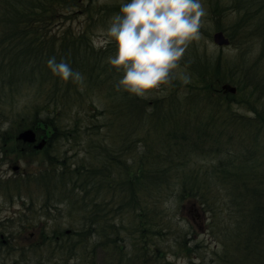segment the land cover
I'll return each mask as SVG.
<instances>
[{
    "label": "trees",
    "instance_id": "trees-1",
    "mask_svg": "<svg viewBox=\"0 0 264 264\" xmlns=\"http://www.w3.org/2000/svg\"><path fill=\"white\" fill-rule=\"evenodd\" d=\"M95 2L0 0V147L5 158L19 163L29 160L37 167L34 174L0 178V191L7 192L12 201L9 190L19 198L28 184L45 192L44 209L52 198L67 206L69 215L76 213L71 234L59 230L50 239L48 248L59 255L52 259L60 264H93L97 248L111 250L117 264H171L163 259V250L152 246L153 238L162 239L172 232L158 203L159 198L168 197L169 189H175L179 201L192 199L211 214L207 229L223 253L213 250L210 264L224 260L227 264H264V220L258 222L264 213V201H260L264 200V171L254 174L260 158L249 144L244 152H236L241 149L234 146L241 140L253 145L259 139L255 128H264V70L257 73L264 61V0H229L228 5L219 0L218 4L211 2L210 8L217 16L216 21L211 18L220 27L217 30L227 34L231 45L236 39L258 37L259 66L246 64L247 54L242 50L239 61L228 65L216 61L212 72V63L206 58L186 53L188 82L175 80L166 94L148 100L116 91L122 73L107 63L115 54L114 42L96 49L91 46L89 34L121 6L117 0L102 8ZM127 2L130 0L123 1ZM77 13L84 17L85 33L73 34L67 28L58 41L51 27L56 20H67ZM229 13L236 14L234 24L223 28L221 20ZM53 56L81 72L84 82H65L53 75L47 67ZM217 82L236 86L235 94L222 95L216 90ZM28 89L32 100L25 107L29 111L13 112L16 98ZM93 90L104 95L100 107L89 99ZM182 90L184 93L178 94ZM232 105L246 114L236 113ZM79 109H84V114ZM221 115H226L225 119ZM27 134L33 141L26 140ZM73 146L80 148L82 155L77 157L73 152L71 156L77 159L69 163L64 153ZM225 178L233 181L229 185L247 190L244 199L254 204L246 236L236 228L245 225L238 220L239 215L223 202L228 198L218 200V189L230 187L222 182L219 188L220 179ZM234 201L240 200L235 197ZM218 202L223 203L218 206ZM219 208L229 212L226 219L216 216ZM127 209L133 217L131 227L121 224V214ZM115 218L119 219L117 225ZM224 224L235 227L222 235L217 229ZM125 230L129 231L127 251L120 234ZM189 236L179 232L173 254L187 257L192 264L194 256L200 257L203 245L188 246ZM54 246L58 251H53ZM152 248L157 250L153 255ZM238 248L247 252L245 262L230 259V251ZM72 260L75 262L70 263Z\"/></svg>",
    "mask_w": 264,
    "mask_h": 264
},
{
    "label": "rangeland",
    "instance_id": "rangeland-1",
    "mask_svg": "<svg viewBox=\"0 0 264 264\" xmlns=\"http://www.w3.org/2000/svg\"><path fill=\"white\" fill-rule=\"evenodd\" d=\"M116 0H96V4L102 8L105 5H111L112 3H116ZM119 3H123L125 0H117ZM229 0H221V3L223 5H228ZM242 1H247V0H242ZM211 2H216L218 4L219 0H202V3L205 6L207 16L205 18L206 20V25L205 28L202 30V39L198 43H194L187 51L188 53H192L191 50H193V46L197 49L194 51L196 54H201L204 53L206 56V60L208 62L212 63V72H214L215 65H213L214 62H219L220 64L226 63L228 65L230 62H237L239 61V58H241V53L242 50L246 52V64H249V66L258 65L259 64V59L258 58V51H259V46L260 44L256 43L257 38L255 37L254 39H240L238 41L237 39L234 40V45H231L229 43V46H225L226 48H220L216 45L213 44L211 41L212 39V33L215 32L218 28L216 24V15L212 13V10L210 8L212 7ZM236 14L229 13L227 17H224V21H222V24H224L223 28H228L232 26L234 23V17ZM211 18L215 19L213 21ZM111 17H107V19L104 20V22L100 25L99 28H96L92 33L89 34V39L92 42L91 46L94 47L95 49L98 47H101L105 44L110 43V38L106 37V29L109 26ZM57 24L53 25L51 27V33L55 34L56 37H59L64 33V30L68 28V31H70L73 34H81L85 33L84 29V17L79 15L72 16L67 18V20L63 19H58L56 20ZM84 26V27H83ZM227 35V34H226ZM58 41L56 42V45L58 44ZM102 41H108L105 43H102ZM238 44V45H237ZM199 48V49H198ZM190 60V59H189ZM187 57L185 55L184 60L182 62L181 69L177 73V79L176 81H180V83L184 82L183 77H187ZM254 63V64H253ZM261 64V65H260ZM260 65V71L257 73H262L264 70V61L261 62ZM258 65V66H259ZM215 66V67H214ZM257 66V68H258ZM255 68V69H257ZM187 70V71H186ZM186 71V72H185ZM262 71V72H261ZM248 73V71H247ZM175 81V80H174ZM225 82H217V91L219 90L222 95H227L222 93V84ZM172 86V85H171ZM237 89V88H236ZM31 90H25L22 92L20 97H17L16 99L18 100L17 102L15 101L16 104L13 105V112H20L21 114L26 113L29 111V106L28 103L31 102L32 100V94H30ZM24 93V94H23ZM182 91H178V94H183ZM103 93L98 90H93L92 91V96L89 98L93 103H95V106L101 105V102L103 100ZM155 96V95H154ZM153 96V97H154ZM152 97V98H153ZM24 107V108H23ZM233 108H237V113L238 114H246V110L242 108H238L235 105H232ZM84 109H87V104L84 105ZM84 109H79L81 114H84ZM72 113V111H71ZM250 115V114H248ZM5 128V127H4ZM241 131V129H240ZM254 133L258 135L259 141H255L253 145H251V141L248 143V141H242L241 144L239 142H235L234 146L237 147L238 149L240 148L241 151L236 149V152H244V148L248 150L247 144H249L250 148H253V150L256 151V157H259V162L256 164H260L257 166V170L254 174L260 175L264 169L263 163H264V128L259 129L255 128ZM0 145L2 146V142L0 140ZM0 147V178L1 181L6 180V179H13V178H18L19 176L22 177L30 174L31 172L36 173V164L35 162H32V164L29 163L28 161H22L15 162L12 160V158H5L2 154L3 150ZM64 147V145H63ZM66 148V147H64ZM63 149V148H62ZM80 148H77L75 146L72 147L71 151H68L67 153H64L65 156L69 157L66 161L69 163H73L74 159H77L71 154L74 152V154H77V157L82 155L81 152H79ZM232 151L235 152V149L232 148ZM62 152V151H61ZM235 152V153H236ZM243 154V153H241ZM225 157V155L223 154ZM221 158V157H219ZM35 159V158H34ZM65 161V162H66ZM28 162V163H26ZM255 164V163H254ZM253 165V162L251 163ZM217 167H220V165H216ZM11 167H15L16 171H12ZM261 170V171H260ZM239 181V180H237ZM222 182L225 184L229 185L230 181L229 178L225 179H220V182L218 183L219 188L222 187ZM26 184L27 190H21L20 192V197L17 198L15 197L17 194L15 191H10V197H12V201H9L7 198L9 194L7 192H4L3 190L0 191V264H13L14 262L16 264H38V263H43V264H54L52 257H57V253H51V249L48 248L51 236H54V234L57 232L59 233V230H61V233L65 232L68 234H71V229L73 221L72 219H75L76 213H72L69 215L70 211L68 212L67 206H62V204H56V200H53L50 198L48 205V208L44 209L42 205H44V200H46L47 196L45 197V192L42 193L40 190H34L32 187H30ZM237 187H234L232 185H229L230 187H227L225 191L223 189H218V200H225V198H228V201H223L224 203H227V208L231 212H235L236 214L239 215L238 220L240 222H243L245 225L240 224V226H236L237 230L240 233H244L246 236V226H247V221L250 222V217L253 215V203H251L249 198L243 199L244 204H241L239 201V198H244L245 193L248 194V191L245 190L244 188H239L241 185L238 184H233ZM174 188V187H173ZM171 189L167 190L168 197H162L158 199V203H160L161 210L162 212L167 215V220H169V226H171V234L169 236H162V239L159 238H153V243L152 246L157 247V249H160L161 251L163 250V259L171 264H189L188 263V258L185 256H181L178 254L176 256L173 254V251L175 250L176 247L173 246V242L175 238L178 237L179 232L182 234H187L190 235L188 237V246L190 245L191 247H194V244H200L203 245V248L200 249L199 251V258L195 257L193 258V263L192 264H197L199 261H204L206 264H210L209 262L213 260V255L212 251L213 250H218L220 249L219 253H223V250H221V245L218 243V241L215 239V236H213L210 232H208V224L210 223L209 217L211 214L204 208H202V204H198L192 199H187L183 201H179L177 199V194L175 192V189L173 191H170ZM229 192L231 195H229ZM236 197V200L239 202H235L234 198ZM169 199H174L176 202L175 210H170L168 208L164 207V202L169 200ZM118 200V199H117ZM259 200V199H258ZM264 201V200H260ZM223 202H218V206L222 204ZM242 202V203H243ZM259 202V201H258ZM238 203H240L239 206ZM194 204V206H193ZM261 204H258V211L259 208L261 207ZM50 206V207H49ZM55 206V208H53ZM191 208H194L196 210H192L189 212ZM202 208L204 212V216L202 214L200 220H197L196 214H200L198 211H200ZM130 209V208H129ZM127 209L128 211H124L123 214H121V224H127L128 227L130 226L129 221L133 219L130 210ZM227 214H226V213ZM260 212V211H259ZM216 216L219 215L218 218H221L224 216L227 217L229 216V212L226 210L222 209H217L215 210ZM234 213V214H235ZM226 214V215H225ZM232 214L231 216H234ZM169 218V219H168ZM194 218V220L192 219ZM226 219V218H225ZM264 220V213H261L258 222L262 224ZM183 221V225L181 223ZM119 222V219L115 218L114 219V224L117 225ZM186 225V226H185ZM131 227V226H130ZM235 226H231L230 224H224L223 226H219L217 231L219 233H222V235H225V233H228V230L231 228H234ZM59 228V229H58ZM129 231L125 230V232H121V237L125 239L124 246L122 242H120V245L123 246V249L125 247H129V237L127 235ZM73 233V231H72ZM123 233V234H122ZM30 234H33V238L29 237ZM14 235V236H12ZM257 233H253V236H256ZM41 236L45 238H41ZM49 236V238H47ZM57 236V235H55ZM6 239V240H5ZM49 239V242H47ZM5 240V241H4ZM43 240V243H40V241ZM57 239H54L56 242ZM6 244H3L4 242ZM57 243V242H56ZM175 243V242H174ZM252 243H256L255 238H252ZM39 246H37V245ZM169 246V250L167 248V245ZM14 247L13 249H10ZM33 247V248H32ZM10 249V250H9ZM130 249V248H129ZM152 255L156 253V248H152ZM239 249V248H238ZM237 249V250H238ZM245 249V248H244ZM97 251L93 255V264H117L116 263V258L111 254V250H102L100 248L96 249ZM127 251V249H125ZM131 250V249H130ZM233 250V251H232ZM230 251L231 254V260L238 261H246L247 252H243L242 249H239L238 251L236 249H232ZM247 250V248L245 249ZM54 251V249H53ZM52 251V252H53ZM132 252V250H131ZM239 253V254H238ZM54 255V256H53ZM58 259V258H57ZM48 262V263H47ZM70 263H74L75 260L69 261ZM57 263V262H56ZM133 264H138V263H133ZM216 264H227L226 260L216 263ZM242 264V263H241Z\"/></svg>",
    "mask_w": 264,
    "mask_h": 264
},
{
    "label": "clouds",
    "instance_id": "clouds-1",
    "mask_svg": "<svg viewBox=\"0 0 264 264\" xmlns=\"http://www.w3.org/2000/svg\"><path fill=\"white\" fill-rule=\"evenodd\" d=\"M206 16L202 0H130L121 4L105 33L116 48L107 63L122 73L116 91L144 100L166 94L188 49L202 39ZM47 67L65 82H84L83 74L64 60L50 57ZM183 79L188 82L186 76ZM175 206L174 199L164 202L170 210Z\"/></svg>",
    "mask_w": 264,
    "mask_h": 264
},
{
    "label": "water",
    "instance_id": "water-1",
    "mask_svg": "<svg viewBox=\"0 0 264 264\" xmlns=\"http://www.w3.org/2000/svg\"><path fill=\"white\" fill-rule=\"evenodd\" d=\"M212 42L215 45L219 46V47L226 46V45L228 46L229 45L228 44V40L226 39V36H224V34H222L221 32H215L213 34ZM221 87H222V90H223L222 91L223 94H228L229 93V94L232 95V94L235 93V90H236L235 87L229 86L228 84H223ZM26 140L31 142V141H33V138H32L31 135L27 134ZM12 171H16V168L13 167Z\"/></svg>",
    "mask_w": 264,
    "mask_h": 264
},
{
    "label": "flooded vegetation",
    "instance_id": "flooded-vegetation-1",
    "mask_svg": "<svg viewBox=\"0 0 264 264\" xmlns=\"http://www.w3.org/2000/svg\"><path fill=\"white\" fill-rule=\"evenodd\" d=\"M216 32V31H215ZM222 34H224V32H222ZM224 35H226V34H224ZM226 38L228 39V37H227V35H226ZM228 41H229V39H228ZM217 46V45H216ZM220 48H223V47H219V49ZM224 48H226V47H224ZM193 50H191V52H192V55H193V52L195 51V50H197L194 46H193V48H192ZM199 49V48H198ZM193 56H195V55H193ZM197 59H199V58H201V57H203V58H206L205 57V55H204V53H199V54H197ZM224 84H228L229 86H232V87H235V86H233L232 84H230V83H227V82H225ZM223 85V84H222ZM212 89H215V88H212ZM243 199L244 198H240L239 200L240 201H242L243 202ZM242 204H244V202L242 203ZM193 220H194V218H192ZM12 236H14V235H12ZM29 237H31V238H33L34 236H33V234H30V236ZM41 238L43 239V238H45V237H43V236H41ZM6 240V239H5ZM4 240V241H5ZM3 241V242H4ZM57 241V240H56ZM40 243H43V240H41L40 241ZM3 244H6V242H4ZM37 245V244H36ZM37 246H39V245H37ZM14 247H12V248H10V249H13ZM33 248V247H32ZM9 249V250H10ZM58 249H59V247L58 246H54V251H58ZM73 257V256H72ZM48 263V262H47ZM54 264H60V263H56V262H53ZM13 264H16L15 262L13 263ZM23 264H25V262H23ZM38 264H43V263H38ZM49 264V263H48Z\"/></svg>",
    "mask_w": 264,
    "mask_h": 264
},
{
    "label": "bare ground",
    "instance_id": "bare-ground-1",
    "mask_svg": "<svg viewBox=\"0 0 264 264\" xmlns=\"http://www.w3.org/2000/svg\"><path fill=\"white\" fill-rule=\"evenodd\" d=\"M233 113H234V112H233ZM236 113H237V112H236ZM236 113H235V114H236ZM238 113H239V112H238ZM221 116H222V115H221ZM224 116L226 117V115H224ZM230 116H231V115H230ZM222 117H223V116H222ZM225 117H223V118L225 119ZM239 117H240V116H239ZM231 118H232V117H231ZM219 119H220V118H219ZM229 119H230V118H229ZM227 120H228V118H227ZM227 120H226V121H227ZM215 121H216V120H215ZM226 121H225V122H226ZM228 122H229V121H228ZM217 123H218V122H217ZM219 123H220V122H219ZM214 124H215V123H214ZM222 124H223V123H222ZM222 124H221V125H222ZM226 124H227V123H226ZM226 124L224 123V125H226ZM219 125H220V124H219ZM222 126H223V125H222ZM226 126H227V125H226ZM226 126H225V127H226ZM213 127H214V125H213ZM213 127H212V128H213ZM216 127H218V124L216 125ZM220 128H221V127H220ZM216 129H217V128H216Z\"/></svg>",
    "mask_w": 264,
    "mask_h": 264
}]
</instances>
